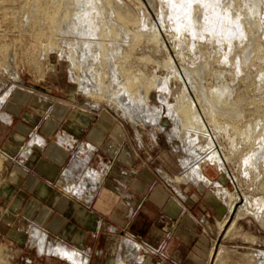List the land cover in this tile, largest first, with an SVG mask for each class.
<instances>
[{
  "label": "crops",
  "instance_id": "obj_1",
  "mask_svg": "<svg viewBox=\"0 0 264 264\" xmlns=\"http://www.w3.org/2000/svg\"><path fill=\"white\" fill-rule=\"evenodd\" d=\"M46 93L19 89L1 108L0 251L30 254L27 264H75L40 253L30 235L37 228L47 245L73 251L85 264H137L129 240L140 247L136 254L148 250L142 264H208L211 237L229 212L214 177L203 172L209 184L177 182L181 165L158 135L136 138ZM33 137L43 146L29 145ZM86 153L87 167L100 175L90 198L84 187L63 191L60 181L74 157Z\"/></svg>",
  "mask_w": 264,
  "mask_h": 264
},
{
  "label": "bare ground",
  "instance_id": "obj_2",
  "mask_svg": "<svg viewBox=\"0 0 264 264\" xmlns=\"http://www.w3.org/2000/svg\"><path fill=\"white\" fill-rule=\"evenodd\" d=\"M53 1L59 3L60 8L63 10L62 11L60 9L61 11L60 10L59 11L63 12L62 14L64 16V17L62 16L63 18L59 22L58 33H60V35H62L64 38L65 37L68 38V40L66 39L60 40V44H63L67 49L61 48V46H57L58 56L59 58L64 59L68 62L70 66L69 68L70 79L72 82L77 84L78 94L80 93L81 95L86 97H95V96H100L101 98L105 97L106 104L112 107L114 110L118 111L121 117L127 120V122L130 123L133 127H137V126L148 127L150 129L151 136L157 135L156 133H163L166 136L167 143L171 145L173 151L175 153H179L182 155L180 159V165L182 171L176 177L177 182H191V183L203 182L205 184H209V181L203 175V172L206 171L205 166H210L212 168H215L216 171L230 177L226 169V164L230 162L231 157L228 155V153L227 154L223 153L222 155L219 153L211 133L206 130V127L203 122V117L198 112V106H199L201 108L203 116L205 115L206 117L208 116L210 118L211 126L213 128V134L215 135V138L218 131L222 130L223 132H226L228 122L220 121L218 115L220 116L227 115L229 118L231 117L230 113L228 114L227 112L229 108L227 107L228 108L227 109L226 106H224L223 104L224 103L223 101L225 100L227 93L229 94L227 90H226L227 93L225 91V89H227L228 87L225 88L226 87L225 86L224 87L225 89H222V87L221 89L214 88L210 94L211 96H208L204 88L202 86H198L195 83L193 70L191 68L182 65L181 68L176 69L173 63L170 61L169 69L171 70L170 71L171 75L173 74V77L177 78L178 81L182 84V88L180 92L181 93L180 95L182 96L181 103L178 102L180 98L178 101H176L177 103H175L174 105H171L172 103L169 104L167 102L168 95L171 94V91L168 89V85H166L167 83L164 84L163 82V83L155 84L156 87L155 89L156 90L158 89L157 91H159V93L157 92L158 95L156 96L153 105L154 106L158 105V106L154 107L152 105L151 107L148 103V97H147V92H148L147 90L149 89L148 86H146L148 89L147 88L143 89L142 87H140L139 89L134 90L133 89L134 84L129 80L130 78L129 73L128 75L126 74V76L123 77L120 73L121 71H119L120 68H118V65L121 64L124 60L126 61L127 58L129 57L128 55L129 51H133L137 48L142 38L147 41L152 40L157 43H160V41L157 40V38H159L160 36L157 31V28L154 25H152L149 29L147 28L149 24L147 23L146 15L142 14L141 29L140 30L138 29L137 33L134 34L133 32H130L125 26L126 24L129 23L130 19H129V14L127 13L128 7L126 6V4H124L123 0H53ZM240 1L241 3L243 1V4H240L239 2V5H237V3H235V0H163V2H161L159 5V11L156 12V16L158 17L159 19L158 22L161 23L160 25H162L163 30H165L166 26L169 27V34L172 36L174 40V45L177 46V51H176L177 56L181 58H184L186 56V53H184L183 50L184 39L186 38V36H190V37H194L196 41L194 43L191 42L193 44L187 48L189 52L190 51L194 52L198 50L197 41L203 39V41L205 40L206 42H208L214 54L217 53L221 55L222 58L221 57L220 58L222 59L221 61L222 65H226V64H230V59H231L230 54L232 53V51L236 49V47H239L244 42L245 38H247V34H248L247 30L248 29L251 30V35L253 38V36L256 35L255 33L262 26L258 16H260L261 14V6L263 7L262 4L264 3V0H240ZM117 8L121 10L118 11L119 13L116 11ZM122 11L123 13L120 14V12ZM167 18H170V20L169 19L168 20L169 23L172 24H169L167 22ZM255 41L256 40L254 39V42ZM49 42H48V46H49ZM246 46L247 45H245V47ZM52 47L54 49V46ZM207 51H208V47H207ZM47 52L48 51H46V53ZM207 53L209 54V52ZM211 56L213 55L211 54ZM248 56L249 55H245L243 57L244 62ZM235 60L233 61L235 62ZM12 63L13 61L10 59V64ZM217 63H219V61ZM244 64L246 65V63ZM233 65L236 73L242 72L240 71L241 69H239L240 64L238 65V61ZM251 67L253 68V66ZM7 69H9L10 71V68ZM7 69H4V71H6ZM224 69L225 68H223V70ZM221 73H219V75H221ZM11 77L13 78L14 81L19 80V75L15 69L12 71ZM245 77H246L245 79H247V77L249 76L245 75ZM262 79L264 80L263 77ZM232 81L234 82L233 79ZM220 83L221 82H219V84ZM223 84H225V82ZM247 84H249V82ZM256 84H258V82H256ZM188 85H190L194 91L193 96L189 93ZM260 91L263 90H259V92ZM10 92L11 90L9 89L8 91L5 92V94H3L0 97V116H1V108L3 104L6 102ZM164 115L166 118H168L171 121V129H169V131L167 132H165L163 128L166 125V123L162 122V118L164 117ZM237 118L239 119L242 117H237ZM232 119H235V117ZM261 119L263 120L262 117ZM251 126H248L247 130L245 129L244 132L245 135L244 140H246L245 146H248V148L250 147V149H252L249 151V153H246L244 155V158L241 161V164L243 166L242 174L245 176V178L246 177L249 178L251 176L250 169L257 170L256 168H257L258 159L261 160V158H264V138H263L264 134L262 135L263 137H261V135L259 134L260 138L258 136L259 139L257 138L254 139L253 138L254 136L252 137V135L255 133L254 131L255 128L253 129V127ZM256 127L259 129L258 126ZM234 139L232 140L233 142ZM42 143L43 141L38 137H33L29 141V145L31 144L41 145ZM242 143H244V141ZM204 144L205 146H203ZM238 147L240 148V145ZM87 151H90V148H88ZM83 152L84 151H82L81 154ZM237 152L239 151L237 150ZM87 153L85 155L78 154L77 156L74 157L72 163L69 164L70 166H68L64 170L60 181L61 182L63 181L62 184L63 185L62 189L64 188L63 191H67L71 194L72 193L75 194L78 192V189L80 187L81 188L84 187L87 189V191L85 190L86 193H84L85 191L83 192L84 193L83 197L85 195V198H90L98 188L100 182L99 180L100 175L99 173L87 167L89 161L88 154H90ZM231 153L233 152H230V154ZM212 185L217 195L223 201L227 202L228 203L227 206H229L228 215L223 220V222H221L220 229H222L226 224H229V229H230L231 227H233V225L238 219H241L247 215L252 216L256 221H258L262 226H264L263 197L250 198L249 196L243 194L244 202L235 211L236 208L235 205L239 200L238 194L231 193L226 188L221 187L218 183H213ZM234 212L235 214L233 215ZM30 235L32 239L31 241L34 242L40 253L54 255L57 256L58 258L65 259L75 264H85L86 260L82 261L79 254H76L75 252L65 249L64 247H61L59 245L57 246L51 244L47 245V239H46L47 237L45 233L40 231L39 229L32 228L30 230ZM125 246L129 248L133 256L137 257L138 254H136V252L139 250V246L136 243L125 242ZM223 253H224V249L222 246H219L217 249H215L214 247L212 248V257L215 255V260L219 259ZM246 258H248L250 261L254 262L255 264H264V251H256L255 253H249L246 255Z\"/></svg>",
  "mask_w": 264,
  "mask_h": 264
},
{
  "label": "rangeland",
  "instance_id": "obj_3",
  "mask_svg": "<svg viewBox=\"0 0 264 264\" xmlns=\"http://www.w3.org/2000/svg\"><path fill=\"white\" fill-rule=\"evenodd\" d=\"M44 1L46 0H0V97L9 89L11 90L9 96L13 91H17L19 89H22L29 93L33 92L39 94H44L45 91H48L49 93H46L47 95L45 96L46 99H53V97H56L60 100L65 101L68 106L81 108L82 110H86L89 112H95L96 114L101 115L104 118H109L113 123L119 124V126L128 129L130 133H134L136 135V138H140L141 135L145 138H148V136H150V129L148 127H132V125L127 122V120L121 117L118 111L114 110L112 107L106 104L105 97H86L81 95L80 93L78 94L77 84L72 82L70 79V66L66 60L59 58L57 52V46H61V48L67 49L63 44H60V40H68V38H64L62 35H60V33H58L59 22L64 17L62 14L63 12H60L62 9L60 8L59 3L54 2L53 0H47L46 2ZM159 1L160 0H123L124 4H126V6L128 7L127 13L129 14L130 19L129 23L125 25L126 28L130 32L136 34L138 29H141V16L142 14H145L147 23L149 24L147 28L149 29L152 25L157 28V31L160 35L157 40L160 41V43L152 40L147 41L142 38L137 48L133 51H129V57L127 58V60H124L121 64L118 65V68H120L119 71H121L120 73L123 77L126 76V74L128 75L129 73V80L134 84V90H137L140 87L146 89V86H148L149 89L147 88V97L148 103L151 107L156 96L159 93V91H157L158 89H155V84L163 82L164 84L167 83L166 85H168V89L171 91V94L168 95L167 102L169 104L172 103L171 105H174L180 98L178 102L181 103L182 96L180 95V92L182 84L178 81L177 78L173 77V74L171 75V70L169 69L170 61L173 63L176 69L181 68L182 65L191 68L193 70L195 83L198 86H202L208 96H211L210 94L214 88L221 89L222 87V89H225L228 87L227 89H225V91L227 90L229 94L226 91L227 96L225 97L223 104L224 106H226V108H229H227L228 114L230 113V116L232 118L235 117V119H232L230 117L232 119L231 120L227 115H218L220 121L228 122L226 132H223L222 130L218 131L215 138L210 118L208 116L206 117L205 115L203 116V113L199 106L198 112L203 117V122L206 130L211 133L219 153L221 155L223 153H228V155L231 157L230 162L226 164V169L230 177L216 171L215 168H212L210 166H205L206 171L204 175L209 180L210 176H212V179L214 177L213 180L220 183L223 187L228 189V191L238 194L239 200L235 205L236 211L237 208L244 202L243 194L249 196L250 198H264V158H261V160L258 159L256 168L257 170L250 169L251 176L249 178H245V176L242 174L243 166L241 164L244 155L252 150L250 149V147L248 148V146H245V129L247 130V127L251 126L252 124L251 127H253V129L255 128V133L252 135V137L254 136V139H259L260 135L261 137L264 136V126H261L264 125V80L262 79V77L264 78V40H262L264 39V3L262 4L263 7L261 6V14L260 16H258L262 25L261 28L255 33L256 35H254L253 38L251 35V30L248 29L247 38L249 40L245 38V44L243 42L239 47H236V49L233 50L234 52L232 51V55L230 54V64L222 65L221 55L217 53L214 54L208 42H206L205 40L203 41V39L197 41L198 50L189 52L187 48L196 41L194 37L190 36H186V38L184 39L183 50L184 53H186V56L184 58L177 56V46L174 45V40L169 34V27L166 26L165 30H163V27L162 25H160L161 23L158 22L159 19L156 16V12L159 11V5L161 2H163V0L160 2ZM239 2L240 4H243V1L241 3L240 0H235V3H237V5H239ZM116 11L118 12L121 10L117 8ZM121 13H123V11L120 12V14ZM168 19L170 20V18H167V22L169 23ZM50 21L52 24L50 23ZM54 22H56L57 25ZM51 32L53 33V35ZM254 39L256 40L255 42ZM245 45L247 46L245 47ZM52 46H54V49ZM206 46L208 47V51ZM46 51L48 52L46 53ZM238 51L239 53L241 52V55L238 53ZM207 52H209V54ZM211 54L213 56H211ZM208 55H210L211 57ZM237 55L240 57H238ZM245 55H249V58L247 57L248 61L246 59L244 62L243 57ZM10 59L13 61L12 64H10ZM233 60H235V62ZM216 61H219V63H217ZM237 61L238 65L240 64L239 69H241L240 71L242 72L236 73L234 69L233 64H235ZM243 62L246 63L247 66ZM251 66H253V68ZM7 68H10V71ZM223 68L225 69L223 70ZM4 69L7 70L4 71ZM14 69L19 75L18 81H14L11 77L12 71ZM255 71L256 73H258L256 74ZM9 72L11 75L9 74ZM218 72L224 73H221V75H219ZM245 75L249 77L245 79ZM259 75L260 77H262L260 78ZM232 79L234 80V82L232 81ZM65 82H67V86L65 85L66 92L63 89L64 86H62L65 84ZM219 82H221L220 84L222 86L219 84ZM224 82L225 84H227H223ZM248 82L249 84H247ZM256 82H258V84H256ZM188 90L189 93L193 96L194 91L190 85H188ZM259 90L263 91H260V93ZM62 93H65V97ZM230 102L233 105H231ZM157 106L158 105H155L154 107ZM1 111L4 113L2 109ZM241 112H244V115ZM237 117L242 118L238 119ZM261 117L263 118V120L261 119ZM251 121L254 123H252ZM162 122L166 123V125L163 127L165 132L169 131V129H171V121L164 115V117L162 118ZM256 126H258L259 129ZM156 134L162 142L164 140L166 146L163 145V147L175 156V160L180 166V159L182 155L173 151L171 145L167 143L166 136L163 133ZM240 135L244 136L242 137ZM150 138L151 140H154V138H152L151 136ZM233 139L234 142L232 141ZM241 139L242 142L244 141V143L241 142ZM239 145L240 148L238 147ZM203 146H205V144ZM237 150L239 152H237ZM230 152L233 153L230 154ZM3 166L4 165L0 160V169ZM209 189L213 192V189L211 187H209ZM234 214L235 212L233 213V215ZM219 246L223 247L224 253L217 260H215V255L213 257L210 256L208 264H255L254 262L246 258V255L249 253H255L256 251H264V226H262L252 216H244L243 218L238 219L230 229L229 224H226L221 229V231H218L216 235L211 237L210 248L214 247L215 249H217ZM29 260L30 254H14L13 251L12 253H5V251L3 250L0 251V264H27L26 262Z\"/></svg>",
  "mask_w": 264,
  "mask_h": 264
},
{
  "label": "built area",
  "instance_id": "obj_4",
  "mask_svg": "<svg viewBox=\"0 0 264 264\" xmlns=\"http://www.w3.org/2000/svg\"><path fill=\"white\" fill-rule=\"evenodd\" d=\"M40 146H43V145L41 144ZM129 242H132V241L129 240ZM138 251H140V247H139V250H138ZM143 252H144V253L141 254V256L138 255V256L136 257V261H135V262H136L137 264H142L143 261H144L145 256L148 255V254H147L148 250H147V251H143ZM162 260H163V259L160 258V261H159V262H161Z\"/></svg>",
  "mask_w": 264,
  "mask_h": 264
}]
</instances>
